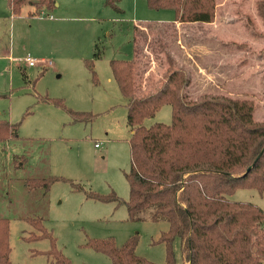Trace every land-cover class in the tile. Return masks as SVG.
Returning a JSON list of instances; mask_svg holds the SVG:
<instances>
[{
  "label": "rangeland",
  "instance_id": "1",
  "mask_svg": "<svg viewBox=\"0 0 264 264\" xmlns=\"http://www.w3.org/2000/svg\"><path fill=\"white\" fill-rule=\"evenodd\" d=\"M54 1L51 11L28 4L14 16L8 0H0V120L20 124L17 138L0 143V217L10 224L11 264H50V240H27L37 232L28 216H45L44 226L72 264H113L87 243L112 239L121 247L132 238L138 256L166 264L165 245L158 241L169 224L132 220L125 204L131 129L110 62L133 60L138 39V50L145 52L138 69H147L136 79L140 94L162 84L170 54L192 78L190 98L250 99L256 105L254 119L264 122V19L258 0H217L214 23L177 26L173 11L150 10L147 0H121L120 12L107 0ZM139 25L148 26L141 35ZM28 55L51 65L30 68L22 62ZM86 61L93 62L97 82ZM47 98L96 118L74 124L67 110ZM171 121L166 105L144 124ZM31 176L64 177L84 189L58 181L39 198L24 187ZM90 191L114 192L124 203L90 199ZM229 198L264 209V194L254 189H239ZM173 250L176 264H183L179 240Z\"/></svg>",
  "mask_w": 264,
  "mask_h": 264
},
{
  "label": "trees",
  "instance_id": "2",
  "mask_svg": "<svg viewBox=\"0 0 264 264\" xmlns=\"http://www.w3.org/2000/svg\"><path fill=\"white\" fill-rule=\"evenodd\" d=\"M120 1L107 0L106 5L120 12ZM28 4L48 11L55 7L54 0H8L14 16H19ZM147 6L150 10L173 11L176 26L211 24L217 15V0H147ZM257 11L264 19V0H258ZM147 27L136 26L140 31L137 33L141 35ZM134 42L133 60L110 62L112 75L126 100L127 125L131 129V165L125 173L129 184L125 204L130 219L164 220L169 224L158 241L165 245L166 264H176V240L183 264H264V234L259 233L264 231V209L229 198L239 189L264 194V122L254 119L255 102L220 94L190 98L187 90L192 78L184 68L176 66L170 54L166 56L169 65L162 84L154 91L140 94L136 79L147 69H138L145 52L138 50V39ZM86 64L97 82L93 62ZM47 100L67 110L74 124L96 118L92 113L68 109L63 100ZM166 105L172 110L170 124H144ZM19 126L0 120V143L17 138ZM58 181L69 182L75 190L84 189L57 176H31L23 183L27 191L45 198ZM86 194L104 203H124L114 192ZM147 210L150 215H144ZM25 219L37 231L27 238L29 242L50 240L51 248L46 253L50 264H72L57 248L53 233L44 226L45 216ZM9 225L6 217H0V264H11ZM87 245L110 257L113 264H156L135 253L136 238L128 239L121 247L112 239L90 240Z\"/></svg>",
  "mask_w": 264,
  "mask_h": 264
},
{
  "label": "built area",
  "instance_id": "3",
  "mask_svg": "<svg viewBox=\"0 0 264 264\" xmlns=\"http://www.w3.org/2000/svg\"><path fill=\"white\" fill-rule=\"evenodd\" d=\"M27 64H28V66H30V67H35V66H37L38 64H46L47 62L45 61V60H37V59H34V58H32V57H30L29 55L25 58V60H24ZM50 65H51V62L49 63ZM48 64V65H49ZM97 148L99 147V144H96L95 145Z\"/></svg>",
  "mask_w": 264,
  "mask_h": 264
},
{
  "label": "crops",
  "instance_id": "4",
  "mask_svg": "<svg viewBox=\"0 0 264 264\" xmlns=\"http://www.w3.org/2000/svg\"><path fill=\"white\" fill-rule=\"evenodd\" d=\"M25 58H26V57H25ZM25 58H24V60H25ZM24 60H23L22 62L26 63ZM46 62H47V61H46ZM49 63H50V61L47 62L46 64H41V63H40V64H38V65H41V66H47ZM26 65L28 66L27 63H26ZM38 65H37V66H38ZM29 67H30V66H29ZM35 67H36V66H35ZM30 68H33V67H30Z\"/></svg>",
  "mask_w": 264,
  "mask_h": 264
}]
</instances>
